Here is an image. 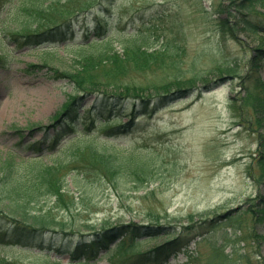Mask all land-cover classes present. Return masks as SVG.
Here are the masks:
<instances>
[{"label":"rangeland","instance_id":"rangeland-1","mask_svg":"<svg viewBox=\"0 0 264 264\" xmlns=\"http://www.w3.org/2000/svg\"><path fill=\"white\" fill-rule=\"evenodd\" d=\"M229 2L222 0V4L215 7L213 0H105L104 5L111 9L113 38L119 50L124 43L137 42L149 47V51L153 49L160 59L166 53H173L184 61L183 67L188 75H194L213 72L217 62L223 60L238 63L240 72L250 67L243 49L230 40L222 39L216 26L208 21L209 16L199 12L203 7L209 12L221 10V17H226ZM231 17L234 19L237 14ZM78 18L80 21L75 25L74 35L80 40L86 28L85 22L93 28L96 21L93 13L86 17L79 15ZM133 19L134 25L131 23ZM119 20L128 25L127 35L133 38L116 32ZM167 47L169 50L164 53ZM47 49L53 51L52 60H48L50 65L62 70L76 67L71 52L65 50L64 42L35 47L20 45L0 21V160L10 155L18 160L34 155L33 147L28 149L27 145H49L57 132L50 131L46 136L40 131L32 136L29 133L31 127L48 125L57 118L74 87L69 79L55 78L50 68L41 66ZM156 62L147 72L137 75L128 66L123 78H130L141 85L161 82L173 68L169 60L162 70L157 66L160 62ZM31 63L40 65L30 67ZM260 73L264 78L263 66ZM111 81L109 76L106 82ZM243 94L239 78L230 79L200 96L196 90L189 96L176 99L151 116H138L136 120L147 124V127L137 135L107 137L103 129H98L100 135L95 145L99 147H117L126 151L151 148L148 156L154 159V178L143 189L133 191L126 187L120 190L112 181L97 176L83 178L80 189H76V184L69 177V186L78 196L72 213L82 223L85 220L132 219L182 227L190 225L191 215L198 221L237 209L242 211L239 216L230 220L223 216L220 224L209 233L203 236L188 234L187 238L196 236L188 251H179L165 264H194L191 259L199 253L203 264H220L219 259L213 257L217 247L226 254L237 253L239 264H264V222L255 221L253 213L246 211L259 192L264 194L262 184L252 177V172L258 171L259 136L264 130H255V125L259 124L258 115L255 119L246 115L245 110L239 116L234 109L239 105L237 99ZM233 95L236 100L231 101ZM85 117L98 119L90 112H85ZM130 118L127 114L121 116L123 121ZM252 119L255 122L250 124ZM18 128L22 131L19 132ZM64 144L53 154L47 150L42 154L43 158L46 161L65 159L74 144ZM46 206H51L58 217L70 216L71 212L58 210L52 202H47ZM159 235L161 237L156 240L141 244V250L158 248L156 245L166 239L164 234L154 233L141 238L147 240ZM46 238L48 243L44 249L27 246L19 240L0 242V258L17 260L22 264H37L39 255L47 252L51 259L66 261L70 258V252L61 251L66 248L61 234L47 235ZM77 238L78 234H74V241ZM49 240L54 241L52 249H49Z\"/></svg>","mask_w":264,"mask_h":264},{"label":"trees","instance_id":"trees-1","mask_svg":"<svg viewBox=\"0 0 264 264\" xmlns=\"http://www.w3.org/2000/svg\"><path fill=\"white\" fill-rule=\"evenodd\" d=\"M104 1L0 0V21L16 42L20 45L64 42L65 50L71 52L76 64L72 70L50 65L48 60H52L53 51H45L41 66L50 68L55 78L69 79L74 87L57 118L49 125L31 127L29 133L33 135L36 130L48 129L50 125H59L62 131L50 145L34 146V155L21 160L10 155L0 160V242L24 241L27 246L44 249L48 243L47 235L61 234L66 242L62 243L66 246L62 252L71 253L67 261L51 259L49 252L41 253L37 264H165L179 251H188L191 241L196 238H187L188 234L192 232L203 236L216 228L223 216H226L225 220H230L242 212L230 209L224 214L198 221L191 215L190 225L182 227L132 219L85 220L82 223L72 213L78 196L69 186V177L76 184V189H80L83 178L97 176L112 181L120 190L126 187L133 191L143 189L154 178V159L148 156L151 148L145 147L142 152L99 147L95 145L100 135L98 129H103L107 137L137 135L147 127L142 121H136L138 116H151L166 104L189 96L196 90L200 96L226 80L239 78L245 94L237 99L239 105L234 109L239 116L245 110L246 115L255 119L258 115L259 124L255 125V130H264V78L260 73V68L264 67V0H230L226 17H221V10L209 12L204 7L198 10L209 16L208 21L216 26L222 39L230 40L243 49L250 67L240 72L238 63L223 60L217 62L213 72H197L194 75H188L183 67L184 61L177 59L176 54L166 53L169 47L164 50L166 54L162 59L153 49L149 51V47L137 42L124 43L119 50L113 38L111 9L104 5ZM221 4L222 0H213L215 7ZM89 13L94 14V27L85 26L80 40L74 34L69 37L71 21ZM235 14L237 17L233 19L231 16ZM134 21H131L132 25ZM85 24L88 25L87 22ZM127 27L119 20L116 32L128 36ZM74 38L76 41H73ZM172 49L175 50V47ZM167 60L171 62L173 71L161 82L141 85L130 78H123L128 66L137 75L147 72L156 61V64L160 62L157 66L162 70ZM107 64L111 65L104 67ZM37 65L40 64L31 63L30 67ZM109 76L113 81L107 83ZM234 100L233 95L231 101ZM82 110L84 113H81ZM85 112L96 115L98 119L85 117ZM126 114L131 118L123 121L121 116ZM254 122L252 119L250 124ZM17 130L22 131L20 128ZM62 143L74 144L68 157L52 161L43 158L42 154L47 150L52 154L61 150ZM30 146L31 143L27 148ZM259 146L261 151L256 159L258 171L252 172V177L262 184L264 190V133L259 136ZM47 202H52L58 210L71 212L70 216L58 217L51 206H46ZM246 211L253 213L255 221L264 222V194L259 192ZM154 233L164 234L165 241L156 245L158 248L141 250L144 242L161 237L141 239ZM74 234H78L76 241ZM52 242L49 240V249H52ZM214 254L220 264H239L237 253L226 254L217 247ZM103 259L106 261L103 262ZM191 262L203 264L202 254L194 256ZM0 264L22 263L4 257L0 258Z\"/></svg>","mask_w":264,"mask_h":264}]
</instances>
